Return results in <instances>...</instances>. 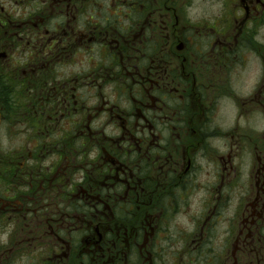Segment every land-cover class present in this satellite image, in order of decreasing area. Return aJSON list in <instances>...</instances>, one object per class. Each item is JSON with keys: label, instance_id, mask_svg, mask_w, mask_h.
I'll return each instance as SVG.
<instances>
[{"label": "clouds", "instance_id": "9594fccd", "mask_svg": "<svg viewBox=\"0 0 264 264\" xmlns=\"http://www.w3.org/2000/svg\"><path fill=\"white\" fill-rule=\"evenodd\" d=\"M0 264H264V0H0Z\"/></svg>", "mask_w": 264, "mask_h": 264}]
</instances>
